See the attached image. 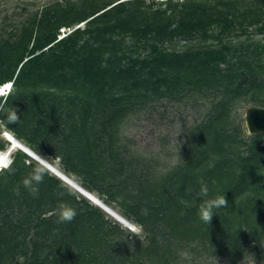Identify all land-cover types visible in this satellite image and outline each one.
Segmentation results:
<instances>
[{"label":"trees","instance_id":"16d2710c","mask_svg":"<svg viewBox=\"0 0 264 264\" xmlns=\"http://www.w3.org/2000/svg\"><path fill=\"white\" fill-rule=\"evenodd\" d=\"M97 1L76 0L45 10L34 22L36 31L34 26L25 29L14 64L0 50L1 66L6 65L0 70V85L10 81L14 86L0 97V112L12 106L20 119L18 124L8 125L2 118L0 122L16 139L36 153L44 152L36 131L29 136L19 126L31 123L22 101L35 97L29 101L33 103L52 89L66 90L64 97L81 105L85 120L92 107L111 108L99 131L115 165L121 155L117 128L137 104L154 97L198 96L196 102L204 100L209 110L193 129L188 158L171 174L156 181L137 176L131 184L122 177L115 185L117 193L104 201L118 202L122 216L143 227L142 240L129 239L100 208L85 199L78 202L60 178L34 162L26 163L31 158L16 150L9 165L0 170V264H181L185 250L198 257L219 254L229 264H243L251 252L264 259V132L247 141L230 128L233 104L239 99L264 107V64L257 65L264 62V46L260 51L240 52L235 61L226 45L191 46L184 51L162 47L175 37L206 39L214 25L220 26L217 35H221L232 29L236 16L249 24L261 22L258 31L264 33V0L246 5L240 0H165L157 5L145 0ZM81 22L84 29L78 26L58 37L59 28ZM84 33L88 38L80 45ZM114 34L121 37L115 39ZM126 35L131 43L125 41ZM147 47L146 57H134L138 49ZM41 88L47 91L41 93ZM5 146L0 140V151ZM46 150L70 164L73 149L66 138ZM33 168L47 172L36 196L21 185ZM67 172L77 175L68 166ZM201 180L209 198L224 194L227 201V208L219 209L209 225L197 214L205 199L197 196ZM82 186L89 192H104L92 179ZM44 203L55 206L53 213L33 216ZM62 204L76 210L71 222L58 218Z\"/></svg>","mask_w":264,"mask_h":264},{"label":"rangeland","instance_id":"374dc122","mask_svg":"<svg viewBox=\"0 0 264 264\" xmlns=\"http://www.w3.org/2000/svg\"><path fill=\"white\" fill-rule=\"evenodd\" d=\"M72 1L76 0H0V50L10 55L9 63L14 64L17 55L21 53V48H17V45L23 37H26L25 29H30L34 26L33 30L36 31L34 22L41 18L45 10L53 5H66L67 2ZM145 1L147 4L154 2L155 5L163 3L160 0ZM172 1L181 2L182 0ZM97 2L100 4L101 1L98 0ZM240 2L246 5L254 1L240 0ZM161 6L164 7V4ZM241 9L243 10L244 7ZM235 19L232 29L225 31L221 35H217L220 31V26L214 25L210 28L208 32L210 36L206 39H202L199 36L186 40L175 37L172 41L165 42L162 47L167 51H184L191 48V46L197 48L204 45L212 47L226 45L231 48V53L234 55L233 61L237 59L240 52L260 51L261 47L264 46V33L258 31L261 22L249 24L248 20H243L240 16H236ZM78 26L82 30L86 27V24L85 22L73 23L69 27L59 28L58 37L68 34ZM112 37L119 39L121 35L114 34ZM86 38H88V35L86 33L82 34L80 45L84 44ZM124 38L126 42L131 43V39L127 35ZM149 51L148 47L138 49L134 57L142 59L149 54ZM26 58L24 57L23 60L25 61ZM1 63L2 59L0 60V70L3 71L6 65L1 66ZM258 64H264V62H259ZM13 89L14 86L12 91ZM44 89L47 91L46 88ZM45 90L41 88L40 92L44 93ZM35 92L38 91L36 90ZM65 92L66 90L52 89L47 92L46 97L42 98L40 96L33 103L29 101L35 97L23 99L22 106L24 105L23 109L25 107L28 109L27 116L31 123H28L27 126L24 124L19 126L27 131L29 136L33 135L32 131H36L35 138L38 140V145L44 149L41 154L35 152L39 156L40 161L30 157L31 159L26 160V163L34 162L36 166L46 169L49 174L55 177L57 176L52 172V169H58L63 173L66 166L71 170L76 169L77 175L72 172L64 174L81 187H83L82 184L87 182V179H92L104 192L100 194L93 190L90 193L93 198L110 208L112 214L101 208L99 203L88 199L65 181H61L72 190L78 202H82L85 199L89 205L100 208L108 221L119 224L125 236H128L129 239L142 240L145 235L143 227L123 217L121 214L123 210L118 202L111 201L107 205L104 201L110 200L112 193L113 195L117 193L115 192V185L122 177L128 184H131L137 176L156 181V179L168 176L179 164H182L184 159L189 156L190 143L193 140V129L205 118L210 107L209 104L202 99L196 102L198 96H186L181 99L165 96L154 97L144 101L142 105L137 104L120 121L117 128V145H119L118 151L121 155L118 159V165H115L111 163L112 161L105 151L106 138L99 131L101 120L106 117L111 108L101 105L97 110L96 107H92V113L90 112V115L85 120V118H81V105L77 104V102L68 103L64 97ZM252 105L254 104L245 99H239L233 104L231 117L233 123L230 128H235L232 131L233 134L247 141L252 135L248 134L245 129V111ZM3 131H7V128L0 122V140L6 145L7 141L1 135ZM8 131L11 132L10 130ZM65 138L73 149L72 156H70L71 159H69L70 164L67 163V160L64 162L46 150L55 146L58 147ZM118 151L116 152L118 153ZM81 158L88 163L89 161L93 163L92 166L86 165L84 161L78 163ZM74 165H76V168ZM127 203L131 204L132 201L127 199ZM53 210H55L54 205L44 203L33 216L37 217L39 214L45 213L44 216L48 217L53 213ZM24 211L26 214L29 213L27 207L24 208ZM30 229V235L27 236L28 239L33 233V228ZM29 230L26 229V233ZM55 232H57V229L53 233ZM257 257L255 253L251 252L243 260V264H264V259L261 260ZM19 259L22 261V257H19ZM229 263L230 261H227V258L219 254H204L198 257L194 253H187V250L181 252V264Z\"/></svg>","mask_w":264,"mask_h":264},{"label":"clouds","instance_id":"9594fccd","mask_svg":"<svg viewBox=\"0 0 264 264\" xmlns=\"http://www.w3.org/2000/svg\"><path fill=\"white\" fill-rule=\"evenodd\" d=\"M160 1H165V0H160ZM4 85H9V90H7L8 92L6 94L0 95V97L7 96L12 89V82L9 81L4 84H1L0 86H4ZM0 118H2L4 122L8 125L18 124V122L20 121L16 113V110L12 106L0 112ZM9 163H7L6 166L0 168L2 169L7 167ZM46 175H47L46 171L33 168L29 172V174L22 179L21 185L31 195L36 196L39 193L38 186L44 182ZM208 192L209 190L207 184L204 183L203 180H201L200 189L197 192V196L204 197L205 199H203V201L199 204L197 214L202 222L209 225L213 215H217V211L219 209L227 208V201L224 197V194L209 198ZM17 194H19V189H17ZM76 215H77L76 210L67 204H62L59 208L58 218L60 219L61 222H71L76 217Z\"/></svg>","mask_w":264,"mask_h":264},{"label":"water","instance_id":"95a60500","mask_svg":"<svg viewBox=\"0 0 264 264\" xmlns=\"http://www.w3.org/2000/svg\"><path fill=\"white\" fill-rule=\"evenodd\" d=\"M245 129H246V132L250 135H255V134H259V133L264 132V107L252 105L246 109V111H245ZM14 139H15V137H14ZM16 141H19V140L16 139ZM19 145L21 146V149H20L21 151L26 153L32 159L40 161L39 156L32 149H30L28 146H26L25 144H23L21 142H19ZM10 146H12V145L7 144L5 146L4 149L6 152L10 151ZM62 175H64V174H62ZM65 177L71 183V184H69V183H67V184H69L70 186H72L76 190L81 189L79 191H85L89 196H91V198H93L92 194L87 189L77 185L74 181L69 179L67 176H65ZM61 180H63V179H61ZM88 199H90V198H88ZM93 199H94L93 201L99 203L101 205L100 207L103 208L105 211H107V212L111 211L110 208H108L105 204L99 202L95 198H93Z\"/></svg>","mask_w":264,"mask_h":264},{"label":"bare ground","instance_id":"6f19581e","mask_svg":"<svg viewBox=\"0 0 264 264\" xmlns=\"http://www.w3.org/2000/svg\"><path fill=\"white\" fill-rule=\"evenodd\" d=\"M7 90H9V85L0 86V95L6 94L8 92ZM1 135L6 141H8V145H12V146H10V151L9 152H6L5 149L3 151H0V167H4V166H6L7 163L10 162V160L12 159V156L15 153V151L21 149V146L19 145V142H21V141L20 140L16 141V138L14 139L13 134H11V132H9L8 130L7 131H3ZM52 172L56 176H58L59 178L63 179V181H65L66 183L71 184L70 181L67 180L66 177H65L67 175H65L60 170L52 169ZM62 174H64V175H62ZM79 190H81V189H79ZM79 190H77V191L80 192L83 196L90 198L92 201L94 200L85 191H79ZM109 213L112 214L110 211H109ZM119 220L121 222H123L121 219H119ZM123 223H125V222H123Z\"/></svg>","mask_w":264,"mask_h":264}]
</instances>
